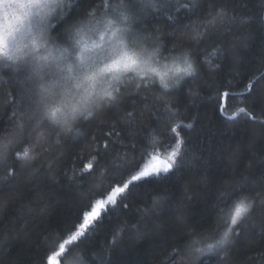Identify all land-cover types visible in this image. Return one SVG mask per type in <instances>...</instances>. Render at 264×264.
Segmentation results:
<instances>
[{
	"label": "trees",
	"instance_id": "1",
	"mask_svg": "<svg viewBox=\"0 0 264 264\" xmlns=\"http://www.w3.org/2000/svg\"><path fill=\"white\" fill-rule=\"evenodd\" d=\"M102 3L103 0H64L50 27L53 36H62L69 24L90 10L103 14L107 9L102 8ZM111 3L115 7L121 4V0H111ZM226 6L230 15L243 20L229 23L224 18L216 22L219 25L217 37L227 53L220 69L202 68L201 78L167 97L154 88L149 103H141L143 121L154 126L157 137L152 141L149 136L145 142L147 155L144 164L158 162L151 159L153 151L160 160L166 158L172 141L170 137H160L159 133L165 124L175 121L192 124L191 129L181 127L177 133L186 139L185 163L173 174L134 189L137 194L125 200L128 208L121 205L109 207L100 221L87 230L83 241L71 246L63 264H163L171 249L178 245L187 248L184 261L191 264L189 241L194 236H201L206 229L216 228L218 223L214 208L218 190L236 185L251 188L253 181L259 186L264 180V125L254 123L242 114L234 121L226 120L227 115L243 106L239 103V96L225 98L223 105V99L217 100L215 96V87L208 86L213 78L218 86L231 81L232 90L238 93L248 77L264 71V5L261 0H227ZM170 14L185 19L183 10L146 12L143 20L133 26L144 30V36L149 32L153 37L160 36L167 48H171L173 38L169 33L173 25L168 20ZM176 39H180L179 34ZM148 42L154 43L152 40ZM176 51H180L179 46ZM164 55H168L166 49ZM135 84V80L125 84L122 87L124 93H132ZM21 87L11 67H0V126L7 125L16 109L14 97L19 98ZM139 91L142 97L146 89L142 87ZM197 91L199 95L194 94ZM173 98L179 106L177 116L163 111L164 99ZM134 99L140 102L141 98ZM132 102L133 98L126 96L121 108L131 111ZM152 103L159 105V122L149 114ZM256 114L264 118L260 107H257ZM120 115L116 108L97 111L91 123L77 122L72 133L61 134L59 147L54 144L56 137H51V152L35 162L43 165L42 169L33 174V166L28 163L16 182L0 189V264H40L45 248L49 249L48 255L53 250L58 251L56 230L76 220L81 197L103 191L101 185L107 187V180L98 177L88 188H79L73 175L76 159L82 155L87 157L88 151L94 148L90 145L93 135L108 130L101 122L111 125ZM103 143L101 138V147ZM59 151L65 152V161L53 164L49 171L48 160ZM125 154L131 157V152L126 153L121 148L120 155ZM109 175L120 178L112 168ZM109 194L105 191V198ZM154 196L161 197V200L153 209ZM145 208L149 209L148 215L142 211ZM219 223L222 229L224 223ZM247 223L250 236L238 240L227 256L220 253L205 255L197 264H264V233L261 232L259 215L254 212ZM121 227L122 233L116 236Z\"/></svg>",
	"mask_w": 264,
	"mask_h": 264
},
{
	"label": "snow or ice",
	"instance_id": "2",
	"mask_svg": "<svg viewBox=\"0 0 264 264\" xmlns=\"http://www.w3.org/2000/svg\"><path fill=\"white\" fill-rule=\"evenodd\" d=\"M5 4H17L20 7L28 9H36L38 17L36 25L40 28L44 25V19L48 12L54 7L61 6V0H0V59H11L8 53L9 38H14L19 31V25L16 24L7 12L3 11ZM227 0H128L124 3L113 7L111 0H103L102 8L107 9L105 16L109 14L116 15L123 20H129L130 16L125 11L120 10L126 8L128 12L135 18H140L146 12H172L183 10L185 19H178L175 15H168V20L173 25L172 47L167 48L160 36H154L151 32L144 36V30L132 28L131 36L140 37L146 41H154L150 43L155 46L157 54L167 59L172 53H178L182 58L184 65L183 75L173 79L171 85L168 83L167 72H160L157 68L151 67L148 60H140L135 53H122L125 70L131 67L133 70L148 67L149 75H145L143 70L140 71V83L132 93H124L123 88L120 89L119 95L106 107L107 109L116 108L121 112L118 119H114L111 125L101 122L102 127H106V132L93 135L90 145H94L88 151L87 157L79 156L76 159V166L73 168V175L77 181V186L81 189L88 188L92 182L103 177L107 180V187L101 185L103 191H95L93 195H84L80 199L77 218L68 225L58 228V238L56 241L57 250H53L48 255V248H45V255L42 257L40 264H63L64 257L73 244H80L86 237L87 230L95 226L101 219L103 213L109 207L121 205L128 208L125 202L129 197L136 195L133 190L138 189L141 184L149 183L153 179H162L166 175L173 174L182 164L185 163L183 157L187 151L186 139L178 136L180 128L191 129L192 124H183V121L169 122L161 129L159 136L169 138L172 144H169L171 151L166 158L160 160L153 151L151 159L157 160V163L144 164V158L147 155L145 142L149 136L152 141L156 140L154 126L145 124L143 121L144 109L141 103L147 105L149 103L150 94L154 88H157L163 97H167L172 92H179L185 84L192 83L203 76L202 68L206 67L212 71H218L221 62L227 53L221 44L217 33L219 32L218 20L227 18L229 23H235L237 20H243L242 17L230 15L227 9ZM264 5V0H261ZM44 10H47L45 12ZM111 23V21H109ZM46 27V26H45ZM177 34L180 39L177 40ZM177 46L180 51L177 52ZM168 55H164V50ZM115 67H119L117 62ZM0 67H11L13 72L19 78L22 85L19 98L14 100L17 104L16 109L8 119L6 126H0V189L4 186H10L18 180L26 164L31 163L33 166V174L38 173L43 165H37L35 162L42 156L47 155L52 150L50 138L55 136L54 144L59 147L61 133L58 129L51 127L43 117L37 115L36 107V90L31 81L28 69L24 65L9 66L0 63ZM159 81V82H157ZM264 71H260L258 75L250 76L244 83L240 85L242 89L238 93L232 90V82L228 81L224 86H218L215 79L208 84L209 87H215V96L217 100L230 96H239L240 106L231 116L226 117L228 121H234L241 114L254 123L264 125V118H259L256 114L257 107L261 108L264 115ZM207 83V82H206ZM145 88L146 92L141 97L140 89ZM199 88V86H197ZM191 91V89H189ZM199 95V91L194 93ZM133 98L131 111H124L121 108L123 100ZM140 97V102L134 98ZM161 97H154L160 99ZM138 109H140L138 111ZM103 110V109H101ZM150 115L155 116L156 122L160 121L159 105L152 103L148 109ZM163 111L171 116L179 114V106L173 99H164ZM95 114L89 118H82L77 122L83 121L91 123L95 119ZM67 136V135H65ZM104 143L101 147L100 139ZM67 143V141H65ZM124 148L127 152H131L129 158L127 154L120 155V149ZM140 149H144L140 152ZM140 153L137 155V153ZM87 159V162H85ZM65 161V152H57L50 160H48V170H52L55 163L63 164ZM143 165V166H142ZM114 169L119 174L116 176L109 175V169ZM130 176V179L128 177ZM251 188L243 185L233 186L231 189L218 190L216 203L214 208L217 211V225L211 230L206 229L202 234L205 239L212 241L207 245V251L212 252L223 241L215 240L216 235L222 229L220 223L227 221V228L224 231V239L228 241L227 247L223 249V256H227L231 248L236 246L237 241L241 238H248L251 229L247 223L248 219L255 212L259 215L261 221V232L264 233V180L257 185L256 181L252 182ZM105 191L110 192L105 198ZM161 197L154 196L151 208H155ZM94 201V202H93ZM144 215L149 214V209L142 210ZM182 219V218H181ZM82 220V222H81ZM135 227V225H132ZM123 231V227L116 231L119 236ZM191 232V229H188ZM65 235L68 236L65 239ZM187 254V248L176 246L171 249L165 257L163 264H183ZM200 260V259H199ZM198 260V261H199Z\"/></svg>",
	"mask_w": 264,
	"mask_h": 264
},
{
	"label": "clouds",
	"instance_id": "3",
	"mask_svg": "<svg viewBox=\"0 0 264 264\" xmlns=\"http://www.w3.org/2000/svg\"><path fill=\"white\" fill-rule=\"evenodd\" d=\"M58 10L59 6L48 12L44 25L38 28L36 9L5 4L3 11L19 25V31L14 38H9L11 59L2 58L0 63L13 67L24 65L28 69L37 93V115L61 134L72 133L78 120L89 118L110 104L125 84L135 80L137 87L141 70L149 75L147 66L125 70L121 58L125 51L135 53L142 61L148 60L151 67L160 72H167L169 85L174 78L183 75L184 65L178 53H172L167 59L160 57L154 45L131 36L132 24L118 14L105 16L90 10L63 30L62 39L53 36L50 27ZM117 62L119 67L114 66ZM226 228L227 221L215 237L223 243L211 253L206 249L212 241L203 235L189 241L191 264H197L205 255L220 253L223 256L228 243L224 239Z\"/></svg>",
	"mask_w": 264,
	"mask_h": 264
},
{
	"label": "rangeland",
	"instance_id": "4",
	"mask_svg": "<svg viewBox=\"0 0 264 264\" xmlns=\"http://www.w3.org/2000/svg\"><path fill=\"white\" fill-rule=\"evenodd\" d=\"M64 3V0H61V6L59 7V10H58V13H59V11L61 10V8H62V4ZM124 3H128V0H124ZM117 5H120V4H117ZM116 7V6H115ZM122 9V11H125V14H128L129 16H130V19H129V21H130V23L132 24V26L136 23V22H139V21H142L143 20V18H144V16H145V14L146 13H144L140 18H135L134 16H132L129 12H128V10L126 9V8H121ZM57 13V14H58ZM104 14V13H103ZM103 14H100V15H103ZM52 26V25H51ZM137 26V25H136ZM133 28H137V27H135V26H133ZM138 29V28H137ZM59 38H63V36H58ZM150 162V161H149ZM149 164H151V162L149 163ZM57 264H58V261H57Z\"/></svg>",
	"mask_w": 264,
	"mask_h": 264
},
{
	"label": "water",
	"instance_id": "5",
	"mask_svg": "<svg viewBox=\"0 0 264 264\" xmlns=\"http://www.w3.org/2000/svg\"><path fill=\"white\" fill-rule=\"evenodd\" d=\"M222 99H223V105H224V99H225V98H222ZM232 114H233V113H232ZM232 114H230V115H227V116H231Z\"/></svg>",
	"mask_w": 264,
	"mask_h": 264
}]
</instances>
